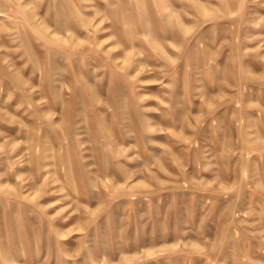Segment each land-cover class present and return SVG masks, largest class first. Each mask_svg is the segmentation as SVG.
I'll return each mask as SVG.
<instances>
[{
  "label": "rangeland",
  "instance_id": "374dc122",
  "mask_svg": "<svg viewBox=\"0 0 264 264\" xmlns=\"http://www.w3.org/2000/svg\"><path fill=\"white\" fill-rule=\"evenodd\" d=\"M0 264H264V0H0Z\"/></svg>",
  "mask_w": 264,
  "mask_h": 264
}]
</instances>
